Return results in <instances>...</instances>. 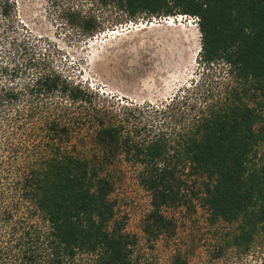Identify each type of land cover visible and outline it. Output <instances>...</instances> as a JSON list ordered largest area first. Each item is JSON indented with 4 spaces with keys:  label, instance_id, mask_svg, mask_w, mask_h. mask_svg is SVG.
<instances>
[{
    "label": "trees",
    "instance_id": "1",
    "mask_svg": "<svg viewBox=\"0 0 264 264\" xmlns=\"http://www.w3.org/2000/svg\"><path fill=\"white\" fill-rule=\"evenodd\" d=\"M95 1L130 21L196 18L199 66L223 64L232 83L215 94L208 82L205 96L187 112L188 97L175 95L155 109L161 115L156 126L144 121L129 128L108 109L96 110L97 118L91 111L97 149L88 154L72 135L80 103H91L94 93L39 58L23 88L14 83L13 66L1 65L8 78L0 80V110L25 94L32 130L23 165L11 170L0 158V264H142L137 235L115 216L119 156L138 167L137 180L150 194L142 225L148 247L160 236L173 237L175 225L164 209L185 202L190 182L209 224L223 225L215 256L230 249L248 254L264 237V158L258 152L264 144V0ZM14 6L0 0V20L10 23ZM66 15L84 36L101 27L81 9ZM171 264H187V258L175 250Z\"/></svg>",
    "mask_w": 264,
    "mask_h": 264
},
{
    "label": "rangeland",
    "instance_id": "2",
    "mask_svg": "<svg viewBox=\"0 0 264 264\" xmlns=\"http://www.w3.org/2000/svg\"><path fill=\"white\" fill-rule=\"evenodd\" d=\"M13 1L10 23L0 20V66L12 65L14 83L23 88L35 73L31 62L39 58L94 93L91 103H80V119L72 135V143L85 153L97 149L93 140L96 110L108 109L127 120L129 128L144 121L156 126L161 115L155 109L175 95L188 97L183 108L187 112L195 99L201 101L205 96L208 82L218 90L215 94L232 83L223 64L199 66L200 31L192 16L130 21L119 16L112 5L95 0ZM72 9L94 14L100 22L99 31L84 36L68 23L66 12ZM7 78L0 71V80ZM28 110L25 94L16 104H6L0 110V158L11 170L24 164V148L31 145ZM91 111L96 115L91 116ZM258 152L264 158V144ZM113 165L115 216L123 221L126 232L137 235L145 254L142 264H171L175 250L183 253L187 264H264V237L248 254L230 249L215 256L218 242H223V225L209 224L190 182H186L185 202L164 209L175 225L173 237L160 236L148 247L142 225L151 208L150 194L138 182L139 169L133 162L119 156ZM197 186L199 183L194 190Z\"/></svg>",
    "mask_w": 264,
    "mask_h": 264
},
{
    "label": "bare ground",
    "instance_id": "3",
    "mask_svg": "<svg viewBox=\"0 0 264 264\" xmlns=\"http://www.w3.org/2000/svg\"><path fill=\"white\" fill-rule=\"evenodd\" d=\"M178 16H182V15H178ZM176 17V16H173L172 18H170L171 20H173V18Z\"/></svg>",
    "mask_w": 264,
    "mask_h": 264
},
{
    "label": "clouds",
    "instance_id": "4",
    "mask_svg": "<svg viewBox=\"0 0 264 264\" xmlns=\"http://www.w3.org/2000/svg\"><path fill=\"white\" fill-rule=\"evenodd\" d=\"M177 17V16H176Z\"/></svg>",
    "mask_w": 264,
    "mask_h": 264
}]
</instances>
